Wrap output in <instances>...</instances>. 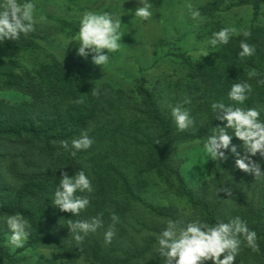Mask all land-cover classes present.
Returning <instances> with one entry per match:
<instances>
[{
    "label": "trees",
    "instance_id": "trees-1",
    "mask_svg": "<svg viewBox=\"0 0 264 264\" xmlns=\"http://www.w3.org/2000/svg\"><path fill=\"white\" fill-rule=\"evenodd\" d=\"M163 1L150 0L158 6ZM219 1L227 2L225 12L252 6L255 18L264 7V0ZM215 6L201 10L215 18L204 27L206 38L227 26ZM250 28L247 41L255 46V55L241 60L239 43L245 37L234 35L228 45L215 48L213 58L178 53L184 77L151 89L142 78L129 91L99 84L84 69L60 64L49 52L55 32L41 23L17 41L0 43V90L31 99L0 104V258L29 262L35 257L34 264H165L156 241L169 220L185 224L199 218L212 224L239 216L257 233L259 247L254 251L242 244L234 264H264V175L237 169L234 154L226 151V160L213 159L209 180L192 187L176 153L181 143L204 140L220 125L211 105H231L227 93L234 83L252 86L243 106L256 107L264 117V25ZM184 99L191 101L184 106L194 124L179 131L170 106ZM82 131L94 143L73 157L61 142L70 145ZM232 144L244 154L242 142L233 138ZM252 159L264 163L259 155ZM81 168L94 191L89 207L74 217L54 207L51 199L62 172L71 176ZM152 177L157 180L151 183ZM16 213L29 220L31 236L24 248L11 253L5 219ZM99 214L104 227L78 246L67 220ZM112 215L119 223L111 244H105Z\"/></svg>",
    "mask_w": 264,
    "mask_h": 264
},
{
    "label": "clouds",
    "instance_id": "clouds-1",
    "mask_svg": "<svg viewBox=\"0 0 264 264\" xmlns=\"http://www.w3.org/2000/svg\"><path fill=\"white\" fill-rule=\"evenodd\" d=\"M139 6L134 11L135 19L148 21L153 16V5L150 0H138ZM36 3L34 0H0V43L17 41L21 35H27L35 30ZM190 18L196 22H203L198 9L189 6ZM123 15V14H122ZM109 11H84L79 19V28L75 36L66 41L78 43L77 55L83 58L91 56L94 65L107 67L110 63L109 53L121 51L123 36L121 16ZM242 34L245 39L239 43L238 57L243 60L255 55L256 48L247 41L251 35L247 29L237 30L232 26H225L215 31L206 40L210 48L228 45L234 35ZM206 48L199 52L200 57L208 56ZM64 59V58H63ZM63 61V60H62ZM252 92V86L247 82L234 83L227 93L231 105L214 102L211 105L216 120L221 123L213 127L211 134L203 141V150L209 158L226 160V151L235 156L237 169L251 173L254 176L264 175V163H258L252 157L264 158V117L256 107H244ZM82 103V101H77ZM182 103L170 106V114L176 128L185 131L193 126L194 120L190 110ZM222 125V126H221ZM231 130V134L229 132ZM233 138L242 142L244 154L232 144ZM94 141L86 131L68 141H62L61 146L75 157L78 152L89 150ZM94 188L89 174L81 168L74 175L62 172V178L51 199L54 207L61 212L71 213L78 217L86 210L90 203V195ZM87 193L88 195H82ZM112 223L104 231L105 244H111L116 235V224L119 217L112 215ZM67 228L71 238L78 246L82 245L85 237L96 233L104 227L102 214L88 219H68ZM5 223L8 228V244L13 250L24 248L31 236V225L21 213L7 215ZM257 233L251 230L247 222L239 216L228 222L217 221L207 223L199 218L192 219L185 224L169 220L157 236L158 253L165 264H234L239 256L242 244L258 250ZM222 257V258H221Z\"/></svg>",
    "mask_w": 264,
    "mask_h": 264
},
{
    "label": "rangeland",
    "instance_id": "rangeland-1",
    "mask_svg": "<svg viewBox=\"0 0 264 264\" xmlns=\"http://www.w3.org/2000/svg\"><path fill=\"white\" fill-rule=\"evenodd\" d=\"M34 2L37 6L36 23L51 27L50 30L55 32V35L51 36V39L53 37L55 40L49 44V52L60 64L84 69L94 76L97 83L111 85L114 89L120 88L124 91L132 89L135 81L142 78L147 79L146 85L151 89L155 85L164 86L168 81L184 77L185 69H182V63L176 57L180 52L201 58L199 52L206 48L211 53L204 57L213 58L215 48H210L206 44L207 29L204 27L209 26L210 21H214L215 18L202 13L204 6L214 7L216 4L214 9L217 11L220 8L218 16H222L219 20L223 25L237 29V25L240 24L243 26L241 29L247 30H250L254 23L264 25V7L255 18L252 6L225 12L224 5L227 2L222 4L219 0H164L159 6L154 2L153 16L148 21L135 19L134 11L139 6L138 0H34ZM190 5L200 11L201 17L204 18L203 22L198 23L190 18ZM86 10L123 14L121 23L126 27L122 29V49L116 53H109L111 59L107 67L94 65L91 56L87 58L78 56V43L75 41L66 47V41L78 32L79 19ZM1 102L21 105L31 102V99L15 90H0V104H3ZM204 140L181 143L176 152L183 160L182 169L188 185L192 187L202 185L213 175V158L205 154ZM153 178L156 179L152 177L151 183ZM6 243L8 244V237ZM15 250L11 248V253ZM19 258L20 256H16V259ZM34 262L35 257L29 262H9L5 257L0 258V264Z\"/></svg>",
    "mask_w": 264,
    "mask_h": 264
}]
</instances>
